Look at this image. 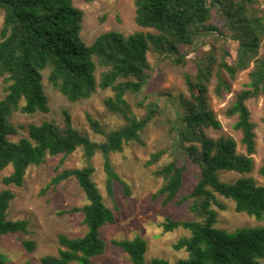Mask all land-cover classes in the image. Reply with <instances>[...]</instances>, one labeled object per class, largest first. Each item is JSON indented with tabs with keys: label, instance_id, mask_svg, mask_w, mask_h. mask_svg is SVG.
I'll use <instances>...</instances> for the list:
<instances>
[{
	"label": "trees",
	"instance_id": "1",
	"mask_svg": "<svg viewBox=\"0 0 264 264\" xmlns=\"http://www.w3.org/2000/svg\"><path fill=\"white\" fill-rule=\"evenodd\" d=\"M135 3L136 22L148 31L125 35L119 30H109L88 43L83 36L85 12L75 0H0V76L5 83L0 99V185L23 186L31 166L44 163L48 156L66 157L83 149L86 165L63 170L51 184L56 188L70 178L78 181L88 202L61 214L82 212L87 232L77 237L60 234L58 254L45 255L42 262L93 264V258L107 250L102 228L117 220L94 180L97 168L93 158L102 153L110 196L114 197L116 182L124 185L127 194L131 193L129 184L113 164L112 154L122 152L130 142L145 144L143 133L160 113L158 102L145 95L153 68L150 52L185 66L188 54L183 48H197L206 36L220 40L225 35L221 25L213 22L214 13L221 14L223 26L238 41L237 58L234 63L227 60L230 56L227 44L218 49L208 43L210 48L197 61L195 76L185 74L189 95L179 98L183 113L178 114L180 121L172 128L174 142L152 153L147 165L158 163L172 150L177 158L157 170L165 182L154 198H163L164 205L179 206L191 199L190 208L200 218L167 219L163 223L165 231L184 228L191 233L174 245L188 253L176 264H263L264 226L234 231L220 228L214 206L226 209L218 198L220 195L234 201L237 212L259 220L264 218V185L252 176H242L234 182L220 176L223 171L245 174L254 170L257 124L247 102L264 94V55L259 56L264 40V9L258 12V0H136ZM99 68L102 70L98 75ZM250 68L249 82L235 95L227 110L229 116L237 117L234 126L242 132L241 142L247 151L242 153L234 137L214 138L207 134V129L222 128L210 106L209 91L216 77L218 96L232 92V82L223 72L235 80L239 72ZM47 85L72 102L91 98L99 89H110L114 94L105 99V105L125 123L107 130L88 114L91 128L105 137L100 142L76 127L70 111L65 109L64 127L52 120L30 123L27 135L13 140L12 136L26 129L13 122L14 111L26 114L51 111ZM132 97L139 108L145 109L143 116L136 114ZM180 159L187 161L180 164ZM189 161L198 166L197 182L188 194L181 195ZM9 166L13 171L3 176ZM261 173L264 175V165ZM14 198L10 188L0 192V235L29 233L28 220L9 218ZM112 242L129 255L132 264H171L161 257L147 263L148 242L142 236ZM23 243L30 252L37 247L34 240ZM0 264H13L1 250Z\"/></svg>",
	"mask_w": 264,
	"mask_h": 264
},
{
	"label": "rangeland",
	"instance_id": "2",
	"mask_svg": "<svg viewBox=\"0 0 264 264\" xmlns=\"http://www.w3.org/2000/svg\"><path fill=\"white\" fill-rule=\"evenodd\" d=\"M136 0H75L77 6L85 12L83 36L88 43L102 33L109 30H119L125 35L137 31H148L140 27L136 22ZM258 12L264 9V0H258ZM213 22H218L225 32L222 39L214 36H206L201 43L195 46L183 48L187 52L188 63L178 65L170 59H165L157 52H150V60L153 68L150 71V78L145 87V95L148 99L158 102L160 113L151 122L143 133L145 144L130 142L125 145L122 152L112 154V161L122 176L129 184L131 193L127 194L122 183H115L114 197L107 191V176L104 171V159L101 152H98L92 162L97 170L94 180L101 189L106 204L116 214V222L106 224L101 235L107 242V250L103 255L93 258V264H132L129 255L120 247L113 244L117 239H133L142 236L148 242L146 262L150 263L153 258L161 257L176 264L181 258L187 257L188 253L182 249L177 250L174 245L184 236L191 233L184 228H177L173 231H165L163 223L167 219L173 220H195L198 218L190 208L191 199L179 206L176 204H163V198H154V195L163 186L165 180L157 174V170L166 163L176 159L172 150L167 152L163 158L154 165H147L152 153L157 150L169 147L174 142L172 128L180 120L179 113L183 108L179 104L181 95H189L185 81V74L193 77L197 72V61L203 59L205 51L210 48L209 44H215L220 49L227 44L230 56L227 60L234 63L238 52V41L232 38L230 32L223 26L221 14L214 13ZM221 51H219L220 53ZM264 55V40L259 50V56ZM252 68L241 71L235 80H231L229 74L224 71L223 75L232 82V92H225L218 96L215 92L217 83L216 77L210 84L209 100L210 106L222 123L221 129H207L211 137L232 136L239 143V151L246 153V147L242 144V132L235 128L236 116L227 114L235 95L245 88L249 82V72ZM98 69L97 74L101 72ZM4 80L0 76V99L4 95ZM47 93L50 98L51 111L48 113L37 112L26 114L22 111H14L12 119L16 125H24L26 129L21 133L12 136L18 140L21 136L27 135V126L30 123L40 124L45 120L55 121L59 126L64 127V110L70 111L73 123L79 129L87 132L92 139L104 141L105 137L94 132L91 128L87 115L101 122L107 130H113L122 126L125 121L119 115L111 113L106 105L105 99L112 96V90L99 89L91 98L82 99L76 102L70 101L65 95L52 86L47 85ZM143 96V95H142ZM139 97V99L142 98ZM136 114L143 116L144 108H139L132 97ZM252 112V119L256 127V153L253 154L254 170L251 173H239L235 171H223L220 176L223 180L234 182L242 176H252L259 184L264 185V175L261 168L264 165V94L258 98H252L248 102ZM187 161L180 159L182 164ZM86 157L83 149H78L69 156L63 155L48 156L46 161L40 165H33L29 168L23 186L5 184L0 185V192L10 188L15 193L8 211L9 218L13 220H28L29 233L18 232L0 235V250L13 264H43L42 258L48 254H58L60 243L59 235L64 233L72 237L83 236L87 232L84 223V214L64 213L75 206H83L88 200L84 190L80 187L75 178L63 181L56 188L51 184L54 177L65 169L81 168L86 165ZM188 169L185 174V185L181 195L188 194L197 182L198 166L188 162ZM13 171L12 166L6 168L2 175L7 176ZM226 209H220L217 205L214 208L218 211V226L220 228L234 231L240 227L264 226V218L257 219L247 213L237 212L235 202L218 195ZM24 240H34L37 247L30 252L25 247ZM77 264V263H72ZM264 264V260H263Z\"/></svg>",
	"mask_w": 264,
	"mask_h": 264
}]
</instances>
